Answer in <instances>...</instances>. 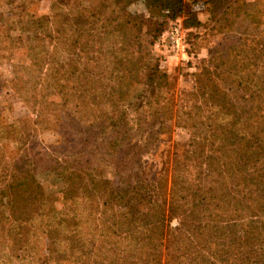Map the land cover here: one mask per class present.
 <instances>
[{"label": "rangeland", "instance_id": "obj_1", "mask_svg": "<svg viewBox=\"0 0 264 264\" xmlns=\"http://www.w3.org/2000/svg\"><path fill=\"white\" fill-rule=\"evenodd\" d=\"M246 1L256 3L252 16L236 19L230 12L223 29L227 33L218 30L207 0H184L185 9L174 19L144 0H0V264H70L77 241L68 236L60 242L55 236L67 233L73 219L85 220L91 213L84 187L92 184L84 173L81 180L73 163L81 158L77 153L91 156L92 143L102 146L107 136L100 120L111 103L96 94L104 86L109 90L116 75L111 48L119 52L121 36L114 28L125 13L152 18L141 36L144 51L160 58L168 74L169 83L163 87L167 98L162 102L171 113L163 129L158 120L120 145L115 161L124 169L144 168L149 176L166 174L170 185L173 161L182 162L186 156L192 133L187 125L202 119L197 107L204 100L192 92L199 74L220 62L216 49L241 42L243 50L229 53L225 62L240 69L244 64L245 70L264 49V0ZM192 15L200 24L190 23ZM33 16L42 21L30 23ZM176 25L178 47L168 34ZM235 70L222 75V84L216 80L220 89L241 91L244 84L233 80ZM143 87L135 85L130 92L136 94ZM130 100L137 102L132 96ZM119 103L123 107L125 102ZM113 168L110 164L102 170L109 182L115 180ZM13 185L16 191L9 189ZM96 216L94 211L85 231L92 229ZM62 254L67 259L58 261Z\"/></svg>", "mask_w": 264, "mask_h": 264}, {"label": "trees", "instance_id": "obj_2", "mask_svg": "<svg viewBox=\"0 0 264 264\" xmlns=\"http://www.w3.org/2000/svg\"><path fill=\"white\" fill-rule=\"evenodd\" d=\"M144 1L148 7L155 4L165 10L170 19L185 9L184 0ZM207 3L218 30L227 33L223 29L230 12L236 19L249 18L256 5L246 0ZM53 15L56 21V11ZM125 15L114 28L121 36V54L111 48L116 75L109 90L104 86L101 94H96L111 103L100 120L107 136L102 146L92 143L91 156L77 153L81 158L73 163L81 180L84 173L92 184L84 187L91 213L85 220L73 219L68 232L55 238L62 242L71 236L68 240L77 241L71 248L70 264H264V49L252 58L250 70H245L244 64L240 69L225 62L229 53L243 50L241 42L216 49L220 62L199 74L192 92L204 100L197 107L202 119L187 125L192 133L186 156L182 162L173 161L168 185L166 174L149 176L144 168L124 169L115 161L120 145L147 125L159 124L158 120L163 129L171 113L170 106L162 102L167 98L163 87L169 83L168 74L162 70L160 58L144 51L142 29L152 18ZM44 17L50 21L49 16ZM189 20L200 24L196 15ZM41 21L34 16L29 19L30 23ZM34 34L38 36L37 30ZM230 69H236L233 80L244 84L236 93L227 87L222 90L216 83L222 84V75ZM135 85L144 87L131 93ZM131 96L137 102L131 101ZM119 100L125 102L123 107ZM110 164L115 178L111 182L102 171ZM9 189L18 188L13 185ZM94 211L93 227L85 231ZM46 228L54 242L51 225ZM63 258L67 255H59L58 261Z\"/></svg>", "mask_w": 264, "mask_h": 264}, {"label": "built area", "instance_id": "obj_3", "mask_svg": "<svg viewBox=\"0 0 264 264\" xmlns=\"http://www.w3.org/2000/svg\"><path fill=\"white\" fill-rule=\"evenodd\" d=\"M200 4H198L197 6H199ZM168 34L170 35L171 39L173 40V42L175 43V45L178 47L180 45V27L178 25H176L175 27H172L169 31Z\"/></svg>", "mask_w": 264, "mask_h": 264}]
</instances>
